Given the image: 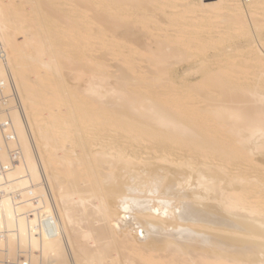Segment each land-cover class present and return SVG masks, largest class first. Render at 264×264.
Segmentation results:
<instances>
[{"label":"bare ground","instance_id":"6f19581e","mask_svg":"<svg viewBox=\"0 0 264 264\" xmlns=\"http://www.w3.org/2000/svg\"><path fill=\"white\" fill-rule=\"evenodd\" d=\"M182 1L0 0V264H264V0Z\"/></svg>","mask_w":264,"mask_h":264},{"label":"rangeland","instance_id":"374dc122","mask_svg":"<svg viewBox=\"0 0 264 264\" xmlns=\"http://www.w3.org/2000/svg\"><path fill=\"white\" fill-rule=\"evenodd\" d=\"M200 1L203 3H208L212 0H184L182 2H179V4L185 5V6L191 5V7L194 8V5L198 4ZM21 4H23V3H21ZM171 11L172 12H176V11L178 12V10H171ZM200 16H201L200 13H198L197 11H195L194 13H191V14H187V15H185V17H186L185 22L192 23V22H194L195 19H197ZM256 18L260 19V20L264 19L259 13L256 15ZM218 21L219 20H217V19L216 20L212 19V22L217 23ZM216 27L217 28L215 30L211 31L213 37H218L219 35H222L223 39L219 43H213L212 46L213 47L216 46V48H214L210 51H205V52L199 53L198 55H196V53L193 49L188 51L186 59H188L190 61V65H193V67H197V69H199V67H201V65H202V69L197 74H195L193 76L183 77L179 83H176L173 87H171V94L172 95H176L178 93H183V90H184L183 87H187V86L195 84L198 81L197 78H199L201 74L207 73L210 70L222 69L227 63H232L235 66L238 65L239 62L243 61L244 55L248 51H251V48L256 49V45H253L251 47H247L248 46L247 42H245V40H243V38H241V37L223 35L224 27H225L223 24L222 25L217 24ZM163 28L166 31V33H168V34H171L174 32L175 36H178L180 34V35L184 36L185 38H188V36L192 35V33H193V29L191 27H186L185 29H183V28L179 27L178 24L176 27L165 26ZM202 35H199L196 38H199ZM18 39L20 40L19 37H18ZM258 44L262 48H264V39L262 41H258ZM240 46L242 48H239L240 49L239 51L233 52L234 49H236L237 47H240ZM225 52L235 53V54L232 55L233 58L229 59L226 56V54L223 55ZM216 56H219V57H217L216 59H211V58L216 57ZM198 58L199 59H209V62L205 63V64L198 63L199 62ZM181 73H182L181 69L177 70V72H174L173 76L175 78H177V77L179 78L181 76L180 75ZM248 73H252V71L248 70L247 74ZM247 79H250V78L247 77Z\"/></svg>","mask_w":264,"mask_h":264},{"label":"built area","instance_id":"2783aa9c","mask_svg":"<svg viewBox=\"0 0 264 264\" xmlns=\"http://www.w3.org/2000/svg\"><path fill=\"white\" fill-rule=\"evenodd\" d=\"M1 110V109H0ZM3 111V110H2ZM1 111V112H2ZM2 121V122H1ZM0 121V129H5V128H7L8 127V125H9V121H7V120H5V119H3V120H1ZM4 139L6 140V141H8L9 139H11V135H6L5 137H4ZM9 156H10V159H11V161H15V160H17L19 157H20V155H19V151L18 150H13V151H11L10 153H9ZM0 193H2V191L0 192ZM12 196V198H18L16 195H11ZM46 220V217H43V219H42V221H41V223L38 225V226H40V227H42V225H43V222ZM44 226V225H43ZM47 229V228H46ZM48 230V229H47Z\"/></svg>","mask_w":264,"mask_h":264}]
</instances>
